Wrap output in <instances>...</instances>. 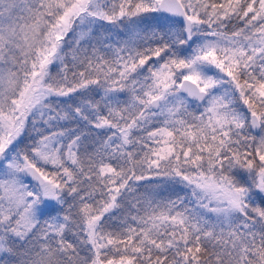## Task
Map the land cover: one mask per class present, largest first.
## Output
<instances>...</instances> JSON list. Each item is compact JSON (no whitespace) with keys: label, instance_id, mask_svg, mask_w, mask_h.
Returning a JSON list of instances; mask_svg holds the SVG:
<instances>
[{"label":"snow or ice","instance_id":"6c2138e0","mask_svg":"<svg viewBox=\"0 0 264 264\" xmlns=\"http://www.w3.org/2000/svg\"><path fill=\"white\" fill-rule=\"evenodd\" d=\"M0 264H264V0H0Z\"/></svg>","mask_w":264,"mask_h":264}]
</instances>
